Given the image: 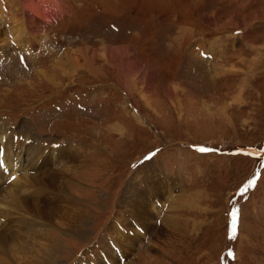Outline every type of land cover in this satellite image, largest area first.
<instances>
[{
    "label": "rangeland",
    "instance_id": "1",
    "mask_svg": "<svg viewBox=\"0 0 264 264\" xmlns=\"http://www.w3.org/2000/svg\"><path fill=\"white\" fill-rule=\"evenodd\" d=\"M0 8V129L33 155L4 170L0 146V220L26 247L8 264H264V0ZM33 159L38 177L12 185ZM13 190L64 208L24 220Z\"/></svg>",
    "mask_w": 264,
    "mask_h": 264
},
{
    "label": "bare ground",
    "instance_id": "2",
    "mask_svg": "<svg viewBox=\"0 0 264 264\" xmlns=\"http://www.w3.org/2000/svg\"><path fill=\"white\" fill-rule=\"evenodd\" d=\"M34 1H37V0H34ZM31 4H29V7ZM32 8L33 10L35 9L36 11H41L40 10V7L38 6V4L34 3L32 5ZM1 9V8H0ZM2 10V9H1ZM0 10V11H1ZM34 10V11H35ZM5 14V13H4ZM5 19V17L2 16V12H0V21ZM13 22H15V25L11 26V32L13 33V36H16V35H19L20 34V28H17L16 31H15V28H16V22H19L20 25L23 26V20L20 19V18H17L16 21L13 19ZM12 25V24H11ZM14 28V29H13ZM6 42V38L5 37H0V43L1 44H4ZM4 132L3 129H0V146H5V149L3 151H5V155H6V159H7V162L6 164H4V170H8L10 169V165H11V169L14 168V167H18V170H20V167L19 166H15V163L16 162H12V158L16 157V165L17 164H21L22 161L25 160V157L24 154H23V149L22 147L23 146H26L25 147V154H27V157H30V156H33V155H30L31 154V150H30V147L28 146L29 143L27 142L28 140H26V138L24 140H6L8 137H6L7 135L5 133H2ZM12 134V133H11ZM18 135V134H17ZM31 136V135H30ZM26 137V136H25ZM34 139V138H33ZM36 139V138H35ZM45 141V140H44ZM42 142V141H41ZM6 143V144H5ZM46 143V142H45ZM44 144V143H43ZM53 144V143H52ZM40 145V144H39ZM49 146V145H48ZM46 146V147H48ZM38 147V146H36ZM52 148V147H51ZM40 149V147H39ZM15 150V152H14ZM67 151V150H66ZM65 151V152H66ZM35 152V150H34ZM12 153V154H11ZM36 156V155H35ZM40 156V155H39ZM42 156H40L41 158ZM29 159L27 158V161ZM3 161H5V159H3ZM26 161V163L24 162V165L22 166V173H21V176L19 177L17 175V178L14 180V182L12 183V185H18L20 188L24 189V190H27V187L26 185L24 184V181L23 179L27 180L28 178H35V177H38V172H40L42 170V165L40 164V161L39 159H36L33 161L31 160V164H28ZM54 161V160H53ZM51 163V162H49ZM62 163V162H61ZM60 164V163H59ZM4 170L1 169L0 167V183H3V181L5 180V176L3 175V173L1 171L4 172ZM45 170V169H44ZM43 170V171H44ZM50 170V169H49ZM32 173V174H29ZM42 172V171H41ZM13 176H15V172L13 174ZM52 176V175H51ZM48 177V176H46ZM42 178V177H41ZM34 180V179H33ZM41 180V179H40ZM39 180V181H40ZM49 180V183L51 184L52 187L56 188L54 190H58L57 189V183L55 180H51V179H48ZM36 182L38 180H35ZM44 181V180H43ZM48 182V181H47ZM27 183V182H26ZM41 183V181H40ZM32 184V183H31ZM38 184V182H37ZM44 184L48 185L47 183L44 182ZM33 186V185H32ZM36 186V185H35ZM34 186V187H35ZM11 188V187H10ZM10 188H8L9 190H11ZM19 188V189H20ZM62 188V187H61ZM45 189V188H44ZM63 189V188H62ZM39 190V189H38ZM54 190H50V191H47L46 189V192H43V194H45V196H49V195H55V199L57 201L58 200V194H56L54 192ZM61 190V189H60ZM59 190V191H60ZM64 190V189H63ZM9 192V191H8ZM41 192V191H40ZM61 192V191H60ZM64 193V192H63ZM5 194V193H4ZM8 195V194H7ZM10 195H11V199L8 200V203H10L9 208H12L13 210V206L12 205H16L18 207V210L20 212V217L24 218L25 219H29L30 221H38L39 219H43L47 222H54V220L60 216L61 214V211L64 207L62 206H54V207H51L49 208L48 206H44L40 203V199H41V196L39 195H32L26 191H23V192H20L19 194H16L13 191L10 192ZM64 196V195H63ZM51 197V196H49ZM62 198V197H61ZM5 199V198H4ZM3 199V200H4ZM62 201V200H61ZM46 202V201H45ZM3 203V202H2ZM7 203V202H6ZM48 203V202H47ZM51 204V203H50ZM57 204V203H56ZM0 205H1V202H0ZM62 205V203H61ZM3 206V205H2ZM7 206V205H6ZM5 206V207H6ZM3 209V208H1ZM0 209V210H1ZM8 210V209H6ZM11 210V209H10ZM8 210V211H10ZM16 211V210H15ZM14 211V212H15ZM1 212V211H0ZM4 212H6L4 210ZM3 212V213H4ZM2 214V213H1ZM5 214V213H4ZM16 214V212H15ZM3 215V214H2ZM9 215V214H8ZM7 215V216H8ZM17 215V214H16ZM15 216V215H14ZM13 216V218H14ZM18 216V215H17ZM148 216V215H147ZM10 216H8L9 218ZM2 218V217H1ZM0 218V219H1ZM7 219V218H6ZM12 220V219H11ZM10 222V220H8ZM12 222V221H11ZM22 222V221H21ZM19 222V223H21ZM33 222H32V225H33ZM7 223V222H6ZM4 224L2 223V221L0 220V264H8V258L10 256V253L11 250H12V253L13 251L15 252V254H21L23 253L24 251H26V247H24L22 244H20V242L18 243L17 242V238L11 233V231H9L8 226L7 227V224ZM28 223V222H27ZM15 224V223H14ZM187 224V223H186ZM185 223L183 224V227H185L184 225H186ZM28 225V224H26ZM25 225V226H26ZM18 227V225H16ZM73 226V225H72ZM19 227H24V226H19ZM32 228V227H31ZM44 228V227H42ZM53 228V227H52ZM15 229V227H14ZM55 230V229H54ZM185 230V229H184ZM39 231V230H37ZM46 231V230H45ZM49 231V230H48ZM75 231V230H74ZM31 232V231H30ZM26 234V233H25ZM56 235V233H54ZM17 235V234H16ZM37 235V234H36ZM37 237V236H36ZM54 237V236H53ZM56 237V236H55ZM32 238V237H31ZM35 238V237H34ZM39 238V237H38ZM50 239V237H48ZM46 238V240L48 239ZM27 239V238H26ZM26 241V240H25ZM56 241V240H55ZM51 242V247L52 249H55V248H58V244H56V242ZM35 242V241H34ZM40 242V241H39ZM38 242V243H39ZM26 243V242H24ZM45 244V243H44ZM37 246V245H36ZM14 254V253H13ZM12 254V255H13ZM41 255V254H40ZM19 256V255H18ZM25 256V255H24ZM47 260L48 261H51L53 260L54 258H56L57 256V253L56 252H50L49 254L47 253ZM17 257V256H16ZM27 257V256H26ZM21 259V258H20ZM26 260V259H25ZM19 261V260H18ZM17 261V262H18ZM31 261V260H30ZM35 261V260H34ZM19 263V262H18ZM17 263V264H18ZM23 263V262H22ZM40 263V262H38Z\"/></svg>",
    "mask_w": 264,
    "mask_h": 264
},
{
    "label": "snow or ice",
    "instance_id": "3",
    "mask_svg": "<svg viewBox=\"0 0 264 264\" xmlns=\"http://www.w3.org/2000/svg\"><path fill=\"white\" fill-rule=\"evenodd\" d=\"M201 152H206V151H210V149L207 148H200L199 149ZM154 155V154H153ZM0 167H2V163H0ZM255 183V181L253 180H249L248 183L246 185H244L243 188L240 189L241 193H245L249 188H251L253 186V184ZM237 214H238V210L237 209H233L230 213L231 215V221H232V233L233 236H235L236 233V225H237Z\"/></svg>",
    "mask_w": 264,
    "mask_h": 264
}]
</instances>
